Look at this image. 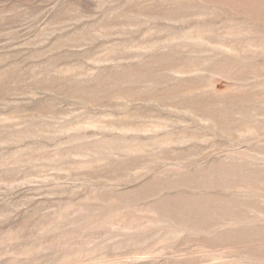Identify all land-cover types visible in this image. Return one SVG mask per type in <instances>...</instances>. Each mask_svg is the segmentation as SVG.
I'll return each mask as SVG.
<instances>
[{"label":"rangeland","instance_id":"374dc122","mask_svg":"<svg viewBox=\"0 0 264 264\" xmlns=\"http://www.w3.org/2000/svg\"><path fill=\"white\" fill-rule=\"evenodd\" d=\"M0 264H264V0H0Z\"/></svg>","mask_w":264,"mask_h":264}]
</instances>
